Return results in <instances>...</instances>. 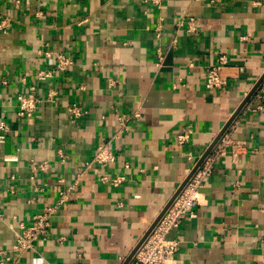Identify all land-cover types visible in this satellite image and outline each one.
Masks as SVG:
<instances>
[{"label": "crops", "instance_id": "1", "mask_svg": "<svg viewBox=\"0 0 264 264\" xmlns=\"http://www.w3.org/2000/svg\"><path fill=\"white\" fill-rule=\"evenodd\" d=\"M0 13V249L73 186L44 237L8 264H131L225 133L239 146L214 164L195 217L168 234L178 248L166 264H264V0H0ZM57 52L72 64L38 80ZM218 55L225 84L207 90ZM31 86L40 101L20 117ZM136 110L118 133L117 117ZM101 143L109 165L91 162Z\"/></svg>", "mask_w": 264, "mask_h": 264}, {"label": "built area", "instance_id": "2", "mask_svg": "<svg viewBox=\"0 0 264 264\" xmlns=\"http://www.w3.org/2000/svg\"><path fill=\"white\" fill-rule=\"evenodd\" d=\"M147 1V0H146ZM153 1V0H149ZM213 2L214 0H210ZM187 20V31L192 32L195 30V25L192 18ZM182 26L181 22L177 24ZM5 22L1 18L0 13V31H5ZM46 56H50V52L45 53ZM158 64L162 63V53L157 50ZM228 58L225 55H218L214 65L206 68L204 71V86L207 90L219 89L225 84L223 78L220 75L222 67L227 65ZM72 64L68 55L63 52H57L55 56L54 70L43 69L38 71L37 78L40 81L51 78L58 71H65L68 66ZM113 82H111L112 84ZM55 95V92L48 90L47 100L51 101ZM40 100L36 97V88L31 86L27 93L18 94V112L20 117H31L36 109L37 103ZM68 111L78 117L83 112L72 105L68 108ZM140 113L136 110L130 115H119L117 117L118 133H124L129 130V122L131 120L140 119ZM6 129V123L0 120V130ZM3 136L0 135V141ZM177 142L179 144L184 143L186 140L185 135H178ZM239 146L237 141L232 140L229 134H223L217 143L213 151L204 159L202 164L196 168V170L190 175L189 179L179 191L178 195L173 199L169 207L163 212L159 220L147 233V235L141 240L136 251L132 254L131 264H166L177 252L178 242L175 239L168 238V234L173 229H176L186 217H195L194 208L200 206L206 202V196L203 193L202 188L206 180L213 172L214 164L222 159L228 152L237 150ZM115 154L112 148L108 144H98L95 152L92 156L91 162H95L101 165H109L115 161ZM103 181L108 179L107 176L101 178ZM122 176H115L110 178V182L114 186H118L122 182ZM73 186L60 190L58 200L53 206L43 208L44 210L35 213L31 217L30 223L27 225H21L20 230L15 233L14 244L7 249H0V264H8L13 254L31 250L34 248V243L40 238L44 237L46 230L50 227V219L52 214L57 211V206L62 204L64 200L69 196ZM1 216V214H0ZM51 264H69L63 261L54 262Z\"/></svg>", "mask_w": 264, "mask_h": 264}, {"label": "water", "instance_id": "3", "mask_svg": "<svg viewBox=\"0 0 264 264\" xmlns=\"http://www.w3.org/2000/svg\"><path fill=\"white\" fill-rule=\"evenodd\" d=\"M185 183H186V181H185ZM185 183H184V184H185ZM184 184L182 185V187L184 186ZM173 199H174V198H173ZM171 202H172V201H171ZM168 206H169V205H168ZM168 206H167V208H168ZM165 210H166V209H165ZM165 210H164V211H165ZM164 211H163V212H164ZM163 212H162V213H163ZM163 214H164V213H163ZM161 215H162V214H161ZM161 215L156 219V221L154 222V224L152 225V227L156 224V222L159 220V218L161 217ZM152 227L148 230V232L152 229ZM148 232H147V233H148ZM147 233L145 234V236L147 235ZM145 236H144V237H145ZM144 237H143V238H144ZM143 238H142V240H143ZM135 251H136V250H135Z\"/></svg>", "mask_w": 264, "mask_h": 264}]
</instances>
